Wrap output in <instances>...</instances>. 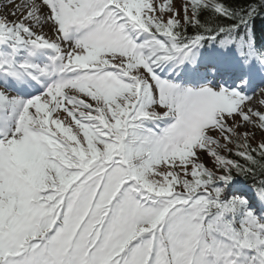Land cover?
Returning <instances> with one entry per match:
<instances>
[{
    "label": "snow or ice",
    "instance_id": "1",
    "mask_svg": "<svg viewBox=\"0 0 264 264\" xmlns=\"http://www.w3.org/2000/svg\"><path fill=\"white\" fill-rule=\"evenodd\" d=\"M0 264H264V0H0Z\"/></svg>",
    "mask_w": 264,
    "mask_h": 264
}]
</instances>
